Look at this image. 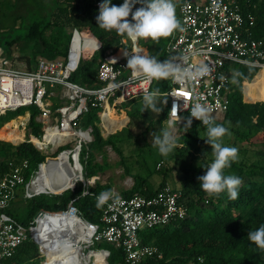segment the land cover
<instances>
[{
    "label": "trees",
    "instance_id": "obj_1",
    "mask_svg": "<svg viewBox=\"0 0 264 264\" xmlns=\"http://www.w3.org/2000/svg\"><path fill=\"white\" fill-rule=\"evenodd\" d=\"M122 1L114 0L116 4ZM19 2L20 4L28 3L27 0H20ZM37 2L41 4L37 7L39 15L29 23L26 34L29 42H33L32 52L34 55L23 54L22 58L29 62L38 56L53 59L63 55L67 58L71 45L74 44V58L80 52V62L70 80L81 85L99 86L97 76L100 62L105 59L108 50H117L123 46L122 39L126 35L121 36L115 30L105 31L98 27L95 17L99 12L94 6V0H40ZM173 3L177 15V2ZM240 3L244 9L253 11L257 16L254 35L264 34V0H240ZM44 4H46L45 7ZM33 10L35 7L30 8V11ZM1 12L0 9V14ZM32 13L34 15L35 11ZM129 19L131 20V15ZM16 21L11 28L0 26V40L9 45L16 44V41L14 39L7 41L4 30H12L17 25ZM5 27L7 26L5 25ZM69 28L72 30L69 39L66 41L60 33ZM172 35L161 38L159 44L154 43L150 38L139 39V41L147 49L148 55L157 56L160 61H163L171 56L167 52V45ZM25 48L22 47L21 49ZM244 68L240 69L238 81L230 94V105L222 124L226 123V127L231 124V130L235 135L233 147H236L238 151L245 152L251 148L262 147V156H259L256 162L249 164L244 161L231 162V166L224 169L225 175H235L242 180V185L238 188L239 197L237 200H229L226 192L219 196H209L200 187L197 177L206 173L205 167L209 166L214 158L205 159L201 163L190 160H196L198 155L201 157L207 152L212 154L211 145L205 143L207 128L200 122L193 121L191 128L185 132L182 125L180 131L176 133L178 146L170 154L171 156L169 155L171 158L169 161H173L176 166L185 171L180 189L175 188V190L181 193V200L188 207L189 215L165 226L142 229L140 232L142 242L145 245L158 247V253H161L162 257H159L158 254L147 256L140 264H264V250L257 248L247 237L249 231H255L264 225V78L258 75L251 81L257 72L256 69ZM245 81L249 83L245 84ZM170 87L171 81L169 79L154 80L151 90L159 88L161 98H167L169 101L163 93L167 92ZM244 90L247 100L256 102L245 101ZM137 99L124 102L126 103L125 107H122L123 103L116 105L112 110V115L123 117L122 115L126 114L132 118L150 113L151 111L147 110L141 111L142 97H139L138 105L130 108L129 102ZM159 106L164 108L163 111L157 120H150L145 130L137 136L138 140L145 139L150 128H153L157 123L162 125L163 121L169 118L168 102L166 105L161 104ZM26 107L32 109L29 127L33 134L39 136L43 127L36 121L39 108L35 105L22 106L0 113V131L11 123L10 129L15 132L16 126L21 124L15 118L25 115L28 111L25 109ZM98 113L99 108H92L86 114L87 119L84 127H93L94 140L90 146L96 144L103 148L105 145H112L123 161L125 157L122 147L113 143L112 135L105 137L101 127L95 124V118H99ZM25 118L28 119V116L20 117V120ZM201 129L206 132L204 135ZM5 140H0V168L4 169V162L8 158L28 159L30 170L26 183L31 180L33 171L38 170L40 163L57 158V154L46 155L42 153L31 142H22L20 139L10 140L19 143L13 144ZM238 142L242 144L241 148L237 147ZM164 163L166 162L162 158L156 163V170L163 173L164 177L159 188L155 189L147 185L152 174L149 173L146 177L142 174H136L132 175L135 180L132 188L122 191L121 194L125 196L136 193L144 196L156 194L169 184L166 180L168 171L161 168ZM105 168V164L91 163L89 157L85 175L88 178L98 176ZM125 170L126 173H131L130 167L125 168ZM112 187L110 182L102 183L97 180L95 184L89 186V193L84 194L86 188L80 181L74 189H67L61 194H40L31 198H25L22 195L24 199H30V202L26 216L18 220L29 226L39 211L62 212L73 201L87 221L101 224L103 205L97 207V197L102 192L112 193ZM96 243L102 244L97 241L93 242V244ZM93 249L110 251L107 258L108 264H127L125 250L115 244L110 243L108 246ZM64 252L54 253L61 256L62 260L55 261L56 257H54L49 264H64V259L71 253L70 251ZM43 261L44 256L40 252L39 244L34 239L28 238L19 246L12 257L5 258L0 264H41V262L43 264Z\"/></svg>",
    "mask_w": 264,
    "mask_h": 264
},
{
    "label": "built area",
    "instance_id": "obj_2",
    "mask_svg": "<svg viewBox=\"0 0 264 264\" xmlns=\"http://www.w3.org/2000/svg\"><path fill=\"white\" fill-rule=\"evenodd\" d=\"M101 2L102 0H94V6L98 9ZM111 2L117 6L123 3L116 4L114 0ZM176 2L177 17L184 31L177 30L173 33L167 52L177 59L188 55V65L203 62L209 66L210 71L207 76L186 84L175 83L169 79L171 87L163 93L169 99V120L175 121L181 127L184 115H190V108L196 102L194 97H199V102L212 110L214 122L224 120L230 105V94L238 81L240 69L236 67L256 69L251 81L258 75L264 78V34L254 35L257 16L253 11L244 9L240 0ZM140 6L136 4L133 11ZM122 43L123 46L117 50H108L105 59L100 62L97 76L99 86L81 85L70 80L80 62V52L74 58V44L71 45L67 58L39 57L35 66L26 70H17L11 66L9 59L0 57V113L22 106H37L39 113L36 121L43 127L41 136H36L29 128L23 141L31 142L46 155L57 154L59 163L63 162L59 166L64 171L67 167L74 172L80 169L81 177L77 178V183L83 182L86 188L84 193H89V186L95 184L97 176L88 178L85 175L94 136L92 126H83V116L92 108H99L102 134L104 135L103 130L107 133L114 132L119 127L109 131L104 122L105 114L109 118L116 117L111 113L116 105L143 97L145 89L151 91L154 81H137L126 67L127 58L123 55V50L130 54L148 55L139 39L133 41L124 37ZM233 78L236 83L232 82ZM246 83L249 82L245 81ZM26 116L28 123H21L19 130L29 124L31 113L27 111ZM193 121L201 123L195 118ZM110 123L113 122H109L111 126ZM83 148L84 162L81 159ZM46 163H40L38 170L42 172ZM4 165L3 170L0 168V262L12 257L28 238L38 243L37 229L41 220L47 217L39 215L28 226L9 213L21 186H24L22 195L25 198L42 194H31L27 189L30 182L40 179L41 172L33 171L31 180L26 183L30 170L28 159L8 158ZM112 193L113 196L103 204L101 224L80 220L77 215L79 209L73 201L66 210L57 214L72 213L79 218L86 230V236H91L89 241H83V248L94 241H107L125 250L127 264H140L145 257L154 254L162 257L158 253V247L142 242L140 232L145 228L165 226L188 217V207L181 200V193L169 184L153 196L139 193L125 196L114 191ZM38 244L41 254L47 259L46 246ZM94 250L90 249L89 252ZM101 251L106 253L107 259L110 251Z\"/></svg>",
    "mask_w": 264,
    "mask_h": 264
},
{
    "label": "clouds",
    "instance_id": "obj_3",
    "mask_svg": "<svg viewBox=\"0 0 264 264\" xmlns=\"http://www.w3.org/2000/svg\"><path fill=\"white\" fill-rule=\"evenodd\" d=\"M136 4L141 6L133 11ZM98 12L95 19L99 28L105 31L115 30L118 35H126L133 41L150 38L159 44L161 38H167L177 30L184 31L176 17L173 0H123L119 6L112 4L111 0H102ZM130 15L131 20L128 19ZM123 55L127 58L126 67L131 70L132 77L146 83L152 80L171 79L175 83L186 84L207 76L210 71L209 66L203 62L188 65V55H183L180 59L170 56L163 61L157 56L130 54L126 50H123ZM232 82L236 83L235 78ZM194 99L196 102L190 108V115L183 119V128L187 132L192 126L193 118L201 121L207 128L205 143L211 145L214 156L213 162L205 167L206 173L197 177L200 187L209 196H219L226 192L228 199L235 201L239 197L238 188L242 185V180L235 175H225L224 169L238 159V149L222 144V138L228 133V129L215 124L211 116L212 110L200 103L199 97ZM167 102V98H161L159 88L151 91L145 89L141 111L160 114L164 108L159 105H166ZM176 128L177 123L169 120L167 127L161 129L160 135L151 133L153 146L158 148L159 154L163 157L172 154L178 146ZM112 196L111 192H102L97 197V207H101ZM247 237L257 248L264 250V225L255 231H249Z\"/></svg>",
    "mask_w": 264,
    "mask_h": 264
},
{
    "label": "rangeland",
    "instance_id": "obj_4",
    "mask_svg": "<svg viewBox=\"0 0 264 264\" xmlns=\"http://www.w3.org/2000/svg\"><path fill=\"white\" fill-rule=\"evenodd\" d=\"M19 1L20 0H0V9L2 10L0 14V26L4 28H8V27L11 28L15 24V21L17 20L16 27H14L12 30H7V31L6 29L4 30L5 36H7V41H11L14 39L16 41V44L9 45L5 41L0 40L1 42L0 57L9 59V61L12 63L11 66L15 69L26 70L27 67L25 61L22 58L23 54H29L30 56L34 55V53L32 52L33 42H29V39L26 37L27 29L29 23L39 15L37 12V7L41 6V4L37 2L40 0H27L28 3L26 4H20ZM176 1L179 0H173V2ZM43 6L45 7L46 4H44ZM31 7H35V10H33L35 11L34 15L32 13L33 11H30ZM5 25L7 27H5ZM60 34L62 38L67 41L69 39L70 31L66 30L65 32H61ZM22 47H26V48L22 50L21 49ZM58 57L64 58L63 55H60ZM236 69H245V68L237 66ZM243 96H244V91H243ZM139 100L140 99L138 98L136 101L129 102L130 108L138 105ZM125 106L126 103H123L122 107ZM25 109H28L30 113L32 111L31 107H26ZM86 114L82 118L83 122L85 123V124L83 123V126L86 125V119H87ZM25 116L26 114L21 117H25ZM122 116L123 118H120L121 116L119 117V122H118L119 126H117L119 128L116 131L107 133L105 130H103V133L104 136L112 135L113 143L118 147L120 146L122 147L125 159L121 161L120 155L113 149L112 145H105L103 148L96 144L91 145L90 146L91 163L105 164L106 166L105 170L99 173V175L96 178V181L100 180L102 183L110 182L113 185L112 187L113 191L116 193H121L124 190L132 188V186L134 185L135 180L132 177V175L142 174L143 176L146 177V175L150 173L152 174V176L147 181V185H150L151 187L157 189L160 187L161 183L164 180L163 173H160L159 171L156 170V163L160 161V159L162 158L166 163H164L161 166V168H163V170L165 171H168L167 179H166L167 182L173 188L180 189L182 185V180L185 175V171L182 168L176 166L175 163H173V161L171 162L169 161V159H171L170 158L171 155L167 157L161 156L159 154L158 148L153 146V137H151V133H153L154 135H160L161 129L167 127L169 118L165 119L162 125L157 123L153 128H150L146 133L145 139L138 140L137 136L145 130L150 120H157L159 114L150 112L145 115H142L141 117H132V118L131 117L129 118V116L126 114H123ZM184 116L185 118L188 117L187 115ZM15 119H17L23 124L28 123L27 118L20 120V118L17 117ZM222 123H224L223 120L215 121V124H219L222 126L226 124V123L225 124ZM95 124L101 127L99 118L98 119L95 118ZM11 125H12L11 123L8 124V127L4 129L5 131H0V136L2 134L1 132H3V134L8 133V135L10 136L8 137L6 135L4 136L7 140H5V138L2 139L3 137L1 136L0 140H5V141L19 140L11 137L25 138V134H28L30 128L29 124L26 127L22 126L20 130L18 129L19 126L18 124L16 126L15 132L10 129ZM226 126L227 125H225L224 127L228 129V133L222 138V144L225 146L233 147L235 141V135L231 130L230 127L231 124L229 125V127ZM179 129L180 126L177 125L176 133L180 131ZM201 131L203 135L204 133H206L203 129H201ZM237 147L241 148L242 144L238 142ZM83 150L84 151L82 152V156H81L82 162H84L83 156L85 153L84 148ZM261 152H262V147H257V149L251 148L249 151L246 152L239 150L238 159L236 161H244L248 164L252 162H256L258 160V157L262 156ZM210 158H214V156L213 154L207 152L204 156L202 155L200 157L198 155L196 160L195 159L194 160L190 159V160L196 161V163H201L205 159H210ZM127 167H130L131 170L130 174L126 173L125 168ZM23 188L24 186H21L18 189L17 196L15 197L11 207L9 208V213L12 214L17 219L26 216L28 211V204L30 202V199H24L22 197ZM101 243L102 244H97V243L88 244L89 246L84 247L83 251L87 254L89 253L90 249L105 247L110 245V243L107 241H102ZM95 250H102V249H95ZM54 256L56 257L57 254H54ZM45 259L46 257L44 256V260ZM49 262H51V259L49 258V255H47V259L43 261V264H49Z\"/></svg>",
    "mask_w": 264,
    "mask_h": 264
},
{
    "label": "bare ground",
    "instance_id": "obj_5",
    "mask_svg": "<svg viewBox=\"0 0 264 264\" xmlns=\"http://www.w3.org/2000/svg\"><path fill=\"white\" fill-rule=\"evenodd\" d=\"M107 116L108 115L106 113L104 116L105 125L109 131H113L117 126H119L118 121L116 117L109 118ZM109 122H113L112 124L110 123L112 127L109 125ZM1 133V136L3 138H5V135L8 137V133ZM11 138L20 139L21 141L24 140V138L20 137ZM62 163L63 162H61V164ZM61 164L59 163V165ZM59 165L57 166V168L53 167V174L55 175L54 180H64L66 183H68L69 181H73V179L81 177L80 169H78L79 165L76 172H68V174H65V171L63 170V168H60ZM47 172L48 167H45L39 174L40 179L33 183L35 191H45V189H43V185L45 184V179L47 178L50 187L52 186V179L48 176ZM78 219L79 218L77 216H74L72 213H66L56 216H47L45 219L41 220V225L37 229L36 236L43 243V245L46 246L45 253L49 255L50 259H54V253L70 251V255L64 259V264H107V260L104 261L101 254L98 253L102 252L101 250H94L87 254L83 251L82 243L83 241H87V239H89V236L87 238L86 230L82 229V226L80 227L77 225V227H75ZM57 260H62V257L57 255L55 261Z\"/></svg>",
    "mask_w": 264,
    "mask_h": 264
},
{
    "label": "water",
    "instance_id": "obj_6",
    "mask_svg": "<svg viewBox=\"0 0 264 264\" xmlns=\"http://www.w3.org/2000/svg\"><path fill=\"white\" fill-rule=\"evenodd\" d=\"M59 165V160L58 158L53 160H49L47 163H46V167H48V176L52 179V186L48 187L47 190L45 191H41V192H37L35 191L34 187H33V183L30 182L29 186H28V192L31 193V194H38V193H42V194H61L63 193L65 190L67 189H73L76 187L77 185V179H73V181H69L68 183H66L64 180L63 181H56L54 180L55 179V175L53 174V167L57 168V166ZM38 172H41V170L39 169ZM69 173H74V170H72L71 168L67 167L65 169V174H68ZM81 173V172H80ZM67 177V176H66ZM39 215H42V216H56V215H59L57 213H50L48 211H45V210H41L39 211L35 218H37ZM77 215L78 217L80 218V220H82L83 222L86 221V219L84 218L83 214L81 213L80 210H78L77 212ZM89 236V240H90V235H87V238ZM38 241V243L40 244H43L38 238L36 239ZM107 260V264H108V259Z\"/></svg>",
    "mask_w": 264,
    "mask_h": 264
},
{
    "label": "crops",
    "instance_id": "obj_7",
    "mask_svg": "<svg viewBox=\"0 0 264 264\" xmlns=\"http://www.w3.org/2000/svg\"><path fill=\"white\" fill-rule=\"evenodd\" d=\"M69 31H71L72 29H68ZM39 57H45V56H38L35 60H32L31 62H29V61H27V59L26 60H24L25 61V64H26V67H27V69L28 68H30V65L32 66L31 68H33L34 66H35V64H36V61L38 60V58ZM45 58H47V57H45ZM57 58V57H56ZM48 59H51V58H48ZM53 59H55V58H53ZM246 90V89H245ZM244 100L245 101H247V102H256V101H248L247 100V98H246V95H245V91H244ZM264 100V99H263ZM262 100V101H263ZM259 101H261V100H259ZM20 116H23V115H20ZM121 118H123V117H121ZM117 119V121L119 122V117L118 118H116ZM114 126V125H113ZM17 138V137H16ZM46 181H45V184L43 185V189H45V190H47L48 188H47V185L50 187V184H49V182H48V178L47 179H45ZM78 223V224H77ZM76 226L75 227H77V225L78 226H82V223H81V221L78 219V222H76V224H75ZM82 229H83V227H81ZM89 239H87V241H88ZM73 248V247H72ZM71 248V249H72ZM98 253H100L101 254V256H102V258H103V260L105 261V252L104 251H102V252H98Z\"/></svg>",
    "mask_w": 264,
    "mask_h": 264
},
{
    "label": "snow or ice",
    "instance_id": "obj_8",
    "mask_svg": "<svg viewBox=\"0 0 264 264\" xmlns=\"http://www.w3.org/2000/svg\"><path fill=\"white\" fill-rule=\"evenodd\" d=\"M185 95H187V94H185Z\"/></svg>",
    "mask_w": 264,
    "mask_h": 264
}]
</instances>
